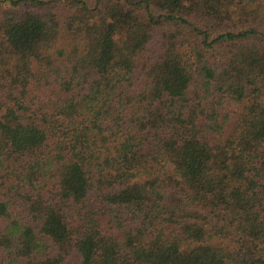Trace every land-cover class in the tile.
<instances>
[{"label": "trees", "instance_id": "obj_1", "mask_svg": "<svg viewBox=\"0 0 264 264\" xmlns=\"http://www.w3.org/2000/svg\"><path fill=\"white\" fill-rule=\"evenodd\" d=\"M0 264H264V0H0Z\"/></svg>", "mask_w": 264, "mask_h": 264}]
</instances>
